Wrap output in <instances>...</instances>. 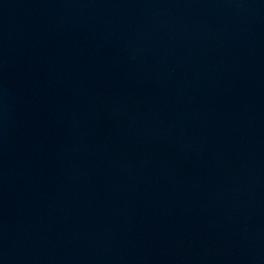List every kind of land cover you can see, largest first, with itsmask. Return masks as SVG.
<instances>
[{
    "label": "water",
    "instance_id": "water-1",
    "mask_svg": "<svg viewBox=\"0 0 264 264\" xmlns=\"http://www.w3.org/2000/svg\"><path fill=\"white\" fill-rule=\"evenodd\" d=\"M0 264H264V0H0Z\"/></svg>",
    "mask_w": 264,
    "mask_h": 264
}]
</instances>
